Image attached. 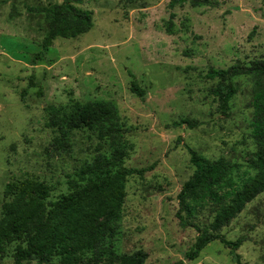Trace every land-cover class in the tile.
Here are the masks:
<instances>
[{
  "label": "rangeland",
  "instance_id": "rangeland-1",
  "mask_svg": "<svg viewBox=\"0 0 264 264\" xmlns=\"http://www.w3.org/2000/svg\"><path fill=\"white\" fill-rule=\"evenodd\" d=\"M66 1L0 0V220L13 199L7 185L42 183L50 204L72 191L70 181L79 179L83 165L112 154L109 141L88 128L74 130L68 147L57 145L60 133L47 125L49 108L70 113L76 102L111 103L127 140L123 166L145 170L127 179L114 249L144 254L145 264H176L199 235L177 216L178 195L195 171L187 147L237 165L232 177L238 185L257 174L254 161L264 157L254 136L255 80H232L237 94L225 117L212 93L218 80L209 77L211 70L264 60V0L173 8V0H69L92 14L93 28L44 49V11ZM41 52L44 61L30 65ZM133 80L144 98L132 92ZM182 120L197 126H174ZM214 217L208 208L194 222L203 227ZM221 233L244 240L240 263L215 242L184 264H264V193ZM15 248L0 254V264H15Z\"/></svg>",
  "mask_w": 264,
  "mask_h": 264
},
{
  "label": "trees",
  "instance_id": "trees-1",
  "mask_svg": "<svg viewBox=\"0 0 264 264\" xmlns=\"http://www.w3.org/2000/svg\"><path fill=\"white\" fill-rule=\"evenodd\" d=\"M192 1V6H201L207 0H173L177 4ZM48 33L42 46L48 49L56 38L74 39L93 28L92 14L67 0L44 11ZM44 61L41 52L30 60V65ZM252 77L256 84L254 136L264 149V60L246 65H235L228 70H211L210 79H217L212 90L219 101L223 116H229V103L237 94L232 80L236 77ZM131 90L144 98L145 91L133 80ZM48 127L56 129L60 137L55 143L68 147L70 134L80 128L98 132L101 140H108L112 154H99L92 163L80 168L78 180L70 181L72 191L56 202L47 203L48 188L35 181H26L20 186L7 185L6 194L13 199L3 205L0 220V254L3 258L8 246L16 244L13 254L15 264L37 261L38 264H145L146 255H119L113 245L122 219L126 197V182L131 176H143L145 170L128 169L123 166L127 155V140L115 107L106 102H76L70 113L55 107L49 108ZM187 125L194 129L197 123L182 120L174 126ZM190 162L195 171L178 195L177 216L182 227H192L198 237L192 248L185 253V261H195L210 244L220 242L230 250L233 259L240 263L237 253L244 240L229 241L221 233L259 195L264 193V157L254 161L257 174L242 185L232 175L239 170L237 165L219 159L209 160L187 147ZM213 209L215 217L207 226L194 221L199 212Z\"/></svg>",
  "mask_w": 264,
  "mask_h": 264
}]
</instances>
